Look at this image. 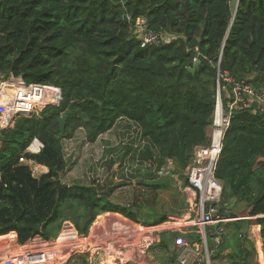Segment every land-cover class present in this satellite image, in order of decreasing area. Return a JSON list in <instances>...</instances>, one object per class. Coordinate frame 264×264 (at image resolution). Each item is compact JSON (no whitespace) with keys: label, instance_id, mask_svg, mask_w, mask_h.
I'll use <instances>...</instances> for the list:
<instances>
[{"label":"trees","instance_id":"1","mask_svg":"<svg viewBox=\"0 0 264 264\" xmlns=\"http://www.w3.org/2000/svg\"><path fill=\"white\" fill-rule=\"evenodd\" d=\"M141 18L148 28L177 37L142 46ZM194 58L201 61L195 73L189 70ZM0 70L62 91L58 106L20 116L0 131V235L16 231L20 242L37 235L50 238L65 220L88 234L106 212L138 221L143 210H158L160 192L173 182L188 184L185 169L195 148L210 139L219 83L227 106L238 82L264 89V0H0ZM45 95L53 99L54 92ZM66 110L70 117L61 137L59 119ZM120 120L133 122L144 141L140 147L136 141L121 145L117 160L123 168L127 160L137 163L134 174L123 175L126 181L108 194L103 192L110 180L60 189L56 181L68 166L64 140L83 129L94 143ZM35 138L44 143L38 154L26 151ZM22 155L48 172L34 177L20 163ZM169 160L176 177L161 175ZM116 163L110 158L105 164ZM216 176L223 183L221 204L232 217L239 213L233 201L244 203L250 217L264 213V114L256 101L232 108ZM129 182L137 187L133 203L111 201ZM153 219L160 224L168 213ZM258 221L264 236V220ZM242 223H224L227 233L218 244L216 228L207 230L212 259L229 245V264H252L255 250L241 237ZM192 234L193 239L187 235L191 243L200 244V235ZM170 242L162 235L158 245L167 248ZM176 260L177 251L169 264Z\"/></svg>","mask_w":264,"mask_h":264},{"label":"built area","instance_id":"2","mask_svg":"<svg viewBox=\"0 0 264 264\" xmlns=\"http://www.w3.org/2000/svg\"><path fill=\"white\" fill-rule=\"evenodd\" d=\"M143 38V45H146L169 42L175 37L148 30L144 32ZM50 89L55 93L53 96L55 100L52 101H58L60 99L58 88L36 83L27 84L22 78L14 76L5 79L0 70V127H9L16 116H29L35 110H40L48 103H52L45 95V92ZM230 99L229 105H225L219 84L210 141L206 145L195 148L193 161L186 167L189 183L179 185L180 191L185 196L186 213L184 218H178L177 222H173L178 225L181 233L174 241L178 264H213L208 248L207 229L210 226L216 228L215 240L218 244L222 235L227 233L224 223L235 219L220 205L223 184L216 176L218 161L223 151L225 134L231 125L232 108L236 105L247 106L249 102L256 101L259 110L264 114V90H256L244 82H238L233 87V95ZM43 147L44 144L35 139L29 150L40 152ZM20 160L29 166L34 176L45 172V167L35 160L25 156H22ZM171 165L172 162H170ZM165 172L169 174V170ZM250 219L264 220V213L252 215ZM114 224L113 228H108L113 229L112 231H106V226L102 223V228L93 231L94 233L89 234L90 237L79 233L75 225L70 220H66L55 238L46 239L42 235L32 237L21 252L5 256L0 264H66L73 254L88 250L103 252L108 264H123L133 255L132 251L135 249L132 250L130 242L125 240L135 241L137 236L133 235L129 227ZM117 225L125 229L118 231ZM161 227L166 228L164 225ZM150 228L148 236L151 237L156 229L160 231L158 229L160 226ZM191 228L200 235L203 255H200L197 248L186 237ZM88 239L90 241H87ZM153 240V237L150 240L146 238L145 247L150 246Z\"/></svg>","mask_w":264,"mask_h":264},{"label":"rangeland","instance_id":"3","mask_svg":"<svg viewBox=\"0 0 264 264\" xmlns=\"http://www.w3.org/2000/svg\"><path fill=\"white\" fill-rule=\"evenodd\" d=\"M9 76V75H8ZM137 127L133 124V122H129L127 120H120L119 123L108 132L102 134L97 141L94 143L88 142L86 139L85 132L80 129L78 130L72 139L64 140V151L65 156L68 162L67 172L62 175V183L64 184H91L94 180L96 182H102L106 184L109 180L114 178V182H122L121 177H130L134 174L135 169L137 167V163L133 164L127 160V164L124 165V168L121 166L120 162L117 160L118 156H120L124 148L121 145L131 144L132 141H136L135 145L140 147L143 145L144 141L138 136ZM122 148V149H121ZM117 149V150H116ZM112 150V153L107 156L106 152ZM110 158H114L116 160V164L112 168H109L106 165V161ZM123 178V177H122ZM127 184V183H126ZM124 184L123 187L118 188L117 191L110 197L111 201L122 203L127 206L133 203L135 193L136 192V182H129V184ZM178 183L173 182L172 188L167 191L160 192L161 200L157 206V211L154 214H150L147 211L141 213L142 216L145 217L146 220H152L155 217L162 216V213L176 210L178 212L177 206L180 205L181 200L183 199V195L178 193ZM180 201V202H179ZM155 206V207H156ZM231 206L235 207L236 210L245 209L244 203H238L236 201L231 202ZM136 206L133 208V211H136ZM244 213V212H243ZM116 216L115 213H111V216ZM97 216V222H95V226L93 227V231L100 230L102 228V222L108 217ZM110 221L117 222L124 227H131V231H133V235L137 236L135 241H126L130 242V246L132 250L135 248V252L137 248L140 246L141 248L144 246V240L152 239L149 235L151 228H146V226L131 223L129 221H133L130 218H126L124 215H118L117 218H111ZM173 216L175 219H171ZM179 216H175L173 214H169L171 220L170 227L178 226L177 224L173 225V221L176 222ZM120 218V219H119ZM139 219H143L141 216ZM129 220V221H128ZM64 222V221H63ZM62 222V223H63ZM136 222V221H134ZM140 223V222H137ZM64 224V223H63ZM143 224V223H142ZM131 225V226H129ZM143 226V229L141 228ZM167 226V227H169ZM100 227V228H99ZM104 227V226H103ZM106 231H112L113 229H108L105 227ZM122 227L117 225V230H124ZM61 228L59 229V231ZM59 231H54V237L58 235ZM93 232V233H94ZM89 236V234H87ZM86 236V237H87ZM12 241V240H11ZM8 241V242H11ZM87 241H90L88 239ZM145 247V246H144ZM146 249V248H145ZM174 249V245H173ZM131 250V251H132ZM138 254L142 256V249L137 250ZM156 251V250H155ZM155 251H149L148 259H153V255H159Z\"/></svg>","mask_w":264,"mask_h":264},{"label":"crops","instance_id":"4","mask_svg":"<svg viewBox=\"0 0 264 264\" xmlns=\"http://www.w3.org/2000/svg\"><path fill=\"white\" fill-rule=\"evenodd\" d=\"M37 177H39V176H37ZM181 195H183V194L181 193ZM182 198H184V196ZM120 204H122V203H120ZM155 209L157 210V206L155 207ZM177 209H178V212H175V211L167 212L168 217H169V214H173L175 216H179L180 219L184 218L185 213H186L185 205L183 206V208L177 207ZM116 214L117 213H115V215ZM118 215H122V214H117L116 216H114V215L111 216V213H110V215L109 214L105 215L108 218L105 219L104 222H102V223H104V225L107 226L108 228H113L115 226V224H114L115 222L110 221L111 219H109V217L111 216V218L113 219V218L117 217ZM141 217L143 219L138 220V222H140V223H137L134 221H129V220L128 221L131 223L139 224V225L141 224L143 226H146V228L147 227L150 228V227L160 226V228H158L160 231H158L156 229L154 233L152 232V237L154 238V240H153V243H150L151 244L150 246L149 245L147 246L148 248L144 247L145 243H144V246L142 248L140 246L137 248V250L142 249V251H144L142 256H140L138 254L137 250L135 252L134 251L135 249H134L132 251L133 255L123 264H169V263H171V259L173 258L175 251H176L175 248L173 249V245H174V241H173L174 237L173 236H174V233H179L178 227H176V226L170 227L169 226L170 224H169L168 225L169 227L163 228L161 226H163L164 224H162V223L161 224H154L155 223V222H153V221H155L154 219L146 220L144 216H141ZM234 218L235 219H231L230 222H243L242 225H246V228L243 229V231H242L241 237L247 239V241H249V243L252 244L251 246L255 250V253H253L251 256H249L251 263L252 264H264V236L262 235V224L258 220L250 219L249 215H247L245 213V209L239 211L238 216L234 217ZM171 219H175V218L173 216H171ZM94 226L95 225H93L92 228L90 229L89 234H91L93 232ZM209 228H211V227H208V229ZM194 232L197 233L195 229H192V228L189 229L187 234H186V237L188 238L187 235H191L189 237L193 239L194 236H192L193 235L192 233H194ZM13 233H15V235ZM162 235L163 236L167 235L168 238H171V242L167 248H162L160 245H158L160 243ZM7 236L11 237V239H12L11 242H8ZM89 236L91 237V235H89ZM50 238H55V237L52 236ZM50 238H46V239H50ZM28 241H29V239L26 240L25 242H20L19 235L16 231H11L7 234L0 235V263L2 261V258H4L5 256L12 255L15 252H21L25 248ZM211 241H214V239H211ZM192 244L200 252V255H203L204 251H203V247H201L202 246L201 242H200V244H199V242H195ZM149 251H155V253L157 252L159 255H153L154 258L150 260V259H148ZM232 251H233V248L231 246L227 245V247L224 248L221 255H218V256L213 258V264H229L228 256L230 255V253ZM66 264H108V260L105 259L103 252H96L93 250H88L86 252L73 254ZM177 264H178V262H177Z\"/></svg>","mask_w":264,"mask_h":264},{"label":"clouds","instance_id":"5","mask_svg":"<svg viewBox=\"0 0 264 264\" xmlns=\"http://www.w3.org/2000/svg\"><path fill=\"white\" fill-rule=\"evenodd\" d=\"M236 9H237V7H236ZM138 26H139V31H140V39L142 40L141 41V45L142 46H147V45H149V44H146V45H143V42H144V38H143V35H144V32L145 31H148V30H151V31H155V30H153V29H151V28H148L147 27V24H146V21H145V19L144 18H141V20H140V23L138 24ZM155 32H158V31H155ZM158 33H162V34H165V35H172V36H174L175 38L177 37V34H175V33H163V32H158ZM174 38V39H175ZM173 41V39L170 41V42H172ZM162 43H169V42H166V41H163ZM162 43H160V44H154V45H161ZM196 61H198V59L196 58H194V62H195V64H196ZM3 75H4V78L5 79H10L11 77H13L14 75H5L4 73H3ZM14 77H16V76H14ZM16 78H22L23 79V77H21V76H18V77H16ZM24 80V79H23ZM25 81V80H24ZM26 82V81H25ZM242 82H244V83H246L245 81H242ZM27 83V82H26ZM27 84H32V83H27ZM36 84H40V83H36ZM220 84V83H219ZM247 84V83H246ZM41 85H47V84H41ZM247 85H249V84H247ZM47 86H51V87H55V88H58L59 90V93H60V99L58 100V101H52V100H55V99H50L51 101H52V103H48L46 106H44L42 109H40V110H35L33 113H31L30 115H29V117L30 116H32L33 114H35V113H38V112H40V111H42V110H44L48 105H55V106H58L59 104H60V102L62 101V91H61V88L60 87H58V86H55V85H47ZM221 86V85H220ZM250 86V85H249ZM250 87H252V86H250ZM252 88H254V87H252ZM254 89H256V90H264V89H257V88H254ZM54 92V91H53ZM217 92H218V89H217ZM55 94V93H54ZM222 94V93H221ZM223 95V94H222ZM216 97H217V94H216ZM225 105H227L226 103H225ZM215 106H216V103H215ZM67 111V110H66ZM69 111V110H68ZM64 113V112H63ZM62 113V114H63ZM214 113H215V110H214ZM20 116H24V115H18V116H16V118L14 119V122L9 126V127H13L14 125H15V120L18 118V117H20ZM62 116V115H61ZM214 116V115H213ZM212 116V117H213ZM28 117V116H27ZM69 117H70V112H69ZM212 127H213V121H212V125H211V129H212ZM6 128H8V127H6ZM2 129H5V128H1L0 127V131L2 130ZM211 129H210V132H209V137H210V133H211ZM83 130V129H82ZM84 131V130H83ZM35 139H38V138H35ZM34 139V140H35ZM33 140V141H34ZM38 140H40V139H38ZM33 141L29 144V146L27 147V149H26V151L27 152H30V153H34V154H38V153H40V152H31L30 150H29V147L31 146V144L33 143ZM41 141V140H40ZM209 141H210V139H209ZM41 143H43V142H41ZM44 144V143H43ZM43 149V148H42ZM41 149V150H42ZM22 156H24V155H22ZM26 157V156H25ZM28 158V157H27ZM20 159H21V157H20ZM19 159V161H20V163H23L21 160ZM28 159H32V158H28ZM32 160H34V159H32ZM36 161V160H35ZM37 162V161H36ZM170 162H172V165L170 166ZM38 163V162H37ZM23 164H25V163H23ZM40 164V163H39ZM26 166H28L27 164H25ZM41 165H43V164H41ZM44 167H45V172H42L43 174L44 173H46V172H48V168L45 166V165H43ZM29 167V166H28ZM30 169V168H29ZM173 169H174V163H173V161L172 160H169L168 162H167V164H166V166H165V168H164V170L161 172V175H164V176H167V175H170L171 177H176L177 176V174H174V172H173ZM166 170H169V174L168 173H166L165 171ZM31 171V170H30ZM31 173H32V171H31ZM185 173H186V169H185ZM32 175H33V173H32ZM42 174H40L39 175V177L41 176ZM187 175V174H186ZM34 176V175H33ZM188 176V175H187ZM34 177H36V178H39V177H37V176H34ZM219 179V178H218ZM220 180V179H219ZM61 181H62V179H61ZM221 181V180H220ZM176 183H178V186L179 185H187V184H184L183 182H182V180H177L176 181ZM188 183H189V180H188ZM222 183V182H221ZM119 185L120 184V182H115L114 184H113V186L114 185ZM223 184V183H222ZM178 192H180V193H182L183 194V192L182 191H180V189H179V187H178ZM223 195V194H222ZM183 196H184V194H183ZM183 199H185V196H184V198ZM222 201V200H221ZM122 205V204H121ZM184 205H185V208H186V201L184 202ZM220 205L222 206V204L220 203ZM226 205V204H225ZM223 207L224 206H222V209H223ZM226 210L228 209V208H225ZM224 210V209H223ZM229 212V211H228ZM110 213H112V212H106V213H103V214H100V215H98V216H102V215H104L103 217H105V215H110ZM113 213H117V214H121V213H118V212H113ZM232 216V215H231ZM126 217V216H125ZM126 218H128V217H126ZM179 218V217H178ZM178 218H177V220H178ZM232 218H234V217H232ZM180 219V218H179ZM170 218H168V220H166V222L164 221V223L162 222V224H164V227H167L169 224H172L171 222H170ZM177 220H176V222H177ZM66 221V220H65ZM71 221V220H70ZM134 221V220H133ZM72 222V221H71ZM95 222H97V219L94 221V223L92 224V226L93 225H95ZM136 222H138V221H136ZM174 222V221H173ZM230 222V221H229ZM64 223V222H63ZM73 223V222H72ZM115 223H117V222H115ZM228 223V222H227ZM74 224V223H73ZM119 224V223H118ZM161 224V223H160ZM63 225V224H62ZM75 225V224H74ZM173 225H174V223H173ZM92 226H91V228H92ZM76 227V226H75ZM210 227H213V226H210ZM61 228H62V226H61ZM90 228V229H91ZM78 230V229H77ZM208 230V229H207ZM90 232V231H89ZM80 233V232H79ZM89 234V233H88ZM181 233H180V231H179V235H180ZM85 235H87V234H85ZM178 235V236H179ZM176 239V238H175ZM207 240H208V236H207ZM175 241V240H174ZM215 242H216V240H215ZM209 248V247H208ZM212 262H213V259H212Z\"/></svg>","mask_w":264,"mask_h":264},{"label":"water","instance_id":"6","mask_svg":"<svg viewBox=\"0 0 264 264\" xmlns=\"http://www.w3.org/2000/svg\"><path fill=\"white\" fill-rule=\"evenodd\" d=\"M123 12H124V19L126 20V21H129V16L127 15L128 14V12H127V10L125 9V8H123ZM201 61L200 60H198V61H196V64H194V66L192 67V68H189V70L190 71H192V72H196L197 71V68H198V65L197 64H199ZM69 119V111L67 110V111H65L63 114H62V116L60 117V119H59V127H60V135H61V137H64V134H65V128H66V123H67V120ZM62 173L60 174V177H59V179L56 181V183H57V186L60 188V189H65V188H68L69 187V185L68 184H64V183H62V181H61V179H62ZM112 188H113V182H112V180H110V182H109V188L105 191V192H103L104 194H108V193H110L111 191H112Z\"/></svg>","mask_w":264,"mask_h":264},{"label":"bare ground","instance_id":"7","mask_svg":"<svg viewBox=\"0 0 264 264\" xmlns=\"http://www.w3.org/2000/svg\"><path fill=\"white\" fill-rule=\"evenodd\" d=\"M115 218H117V217H115ZM120 219V218H119ZM100 228V227H99ZM131 228V227H130ZM149 230V229H148ZM15 235V234H14ZM7 239H8V241H11L12 239H11V237L10 236H7Z\"/></svg>","mask_w":264,"mask_h":264}]
</instances>
